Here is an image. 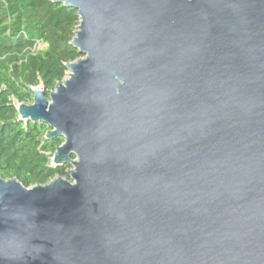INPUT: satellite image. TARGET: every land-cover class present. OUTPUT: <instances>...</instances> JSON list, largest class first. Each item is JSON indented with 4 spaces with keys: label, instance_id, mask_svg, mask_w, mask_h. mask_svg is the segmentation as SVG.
Returning <instances> with one entry per match:
<instances>
[{
    "label": "water",
    "instance_id": "water-1",
    "mask_svg": "<svg viewBox=\"0 0 264 264\" xmlns=\"http://www.w3.org/2000/svg\"><path fill=\"white\" fill-rule=\"evenodd\" d=\"M50 1L82 57L17 112L72 169L0 176V264H264V0Z\"/></svg>",
    "mask_w": 264,
    "mask_h": 264
},
{
    "label": "trees",
    "instance_id": "trees-1",
    "mask_svg": "<svg viewBox=\"0 0 264 264\" xmlns=\"http://www.w3.org/2000/svg\"><path fill=\"white\" fill-rule=\"evenodd\" d=\"M78 24L76 9L50 0H0V176L25 188L69 179V165L51 166L63 138L45 139L48 126L19 120L15 104H31L38 86L48 98L65 79L66 65L82 57L70 44Z\"/></svg>",
    "mask_w": 264,
    "mask_h": 264
},
{
    "label": "built area",
    "instance_id": "built-area-1",
    "mask_svg": "<svg viewBox=\"0 0 264 264\" xmlns=\"http://www.w3.org/2000/svg\"><path fill=\"white\" fill-rule=\"evenodd\" d=\"M41 48H42V43H41L40 41H37V42H35V44L33 45V47L30 49V52H31L32 54H34V53H36V52H37L39 49H41ZM34 91H41V92L44 93V90H43L42 86H38V87H35V88H31V92H32V94L34 93ZM32 98H33V95H32ZM19 105H20V104H15V108L17 109ZM27 105H28V104H27ZM22 121H23L24 123H26L25 120H22ZM52 158H53V157H52ZM51 166L54 167L52 159H51Z\"/></svg>",
    "mask_w": 264,
    "mask_h": 264
},
{
    "label": "rangeland",
    "instance_id": "rangeland-1",
    "mask_svg": "<svg viewBox=\"0 0 264 264\" xmlns=\"http://www.w3.org/2000/svg\"><path fill=\"white\" fill-rule=\"evenodd\" d=\"M71 169H72V167H71V168H68L67 171H68V170H71Z\"/></svg>",
    "mask_w": 264,
    "mask_h": 264
}]
</instances>
